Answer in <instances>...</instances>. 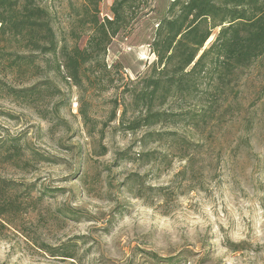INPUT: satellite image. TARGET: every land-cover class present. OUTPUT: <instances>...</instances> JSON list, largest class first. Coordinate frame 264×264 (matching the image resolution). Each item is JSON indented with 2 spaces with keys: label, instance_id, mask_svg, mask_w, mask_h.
Masks as SVG:
<instances>
[{
  "label": "rangeland",
  "instance_id": "obj_1",
  "mask_svg": "<svg viewBox=\"0 0 264 264\" xmlns=\"http://www.w3.org/2000/svg\"><path fill=\"white\" fill-rule=\"evenodd\" d=\"M169 1L156 0L112 41L106 62L121 68L104 92L52 79L60 93L39 110L0 93V138L19 139L23 151L19 164L0 157V179L16 184L0 198L9 202L0 264H264V59L210 97L207 115L203 101L183 104L202 116L193 125L125 130L137 116L130 90L150 73L149 43ZM96 2L111 18L113 0ZM85 3L40 0L60 38ZM0 80L24 89L43 79L0 69ZM177 104L162 110L177 114ZM147 133L156 136L145 145ZM174 133L187 145H175Z\"/></svg>",
  "mask_w": 264,
  "mask_h": 264
},
{
  "label": "trees",
  "instance_id": "obj_2",
  "mask_svg": "<svg viewBox=\"0 0 264 264\" xmlns=\"http://www.w3.org/2000/svg\"><path fill=\"white\" fill-rule=\"evenodd\" d=\"M155 1L113 0L111 18L101 19L96 0H86L67 34L60 38L40 0H0V69L12 78L24 77L25 83L43 79L24 89H13L0 80V93L39 110L45 99L60 93L52 79L80 90L104 92L111 88V73L121 66L107 65L109 46L119 34L130 35L153 13ZM149 50L155 61L149 75L130 90L137 116L125 130L135 134L157 125L175 124L176 119L193 125L202 116L200 112H186L183 104L203 101L202 113L207 115L214 105L208 102L210 97L223 94L239 71L264 59V0L169 1L155 25ZM169 100L178 103L177 114L162 110ZM125 118L124 110L122 124ZM158 135L162 139L165 134ZM155 136L147 133L141 141L147 145L155 142L150 140ZM173 136L175 145H187L176 133ZM2 155L12 163H22L20 140L0 138ZM0 183L4 184L0 186V198L3 191L16 187L14 182L0 179ZM7 203L3 206L0 202V217ZM65 255L61 257L69 258Z\"/></svg>",
  "mask_w": 264,
  "mask_h": 264
},
{
  "label": "built area",
  "instance_id": "obj_3",
  "mask_svg": "<svg viewBox=\"0 0 264 264\" xmlns=\"http://www.w3.org/2000/svg\"><path fill=\"white\" fill-rule=\"evenodd\" d=\"M172 1V0H171Z\"/></svg>",
  "mask_w": 264,
  "mask_h": 264
}]
</instances>
